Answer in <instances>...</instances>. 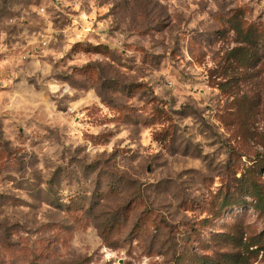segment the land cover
<instances>
[{
	"label": "rangeland",
	"instance_id": "rangeland-1",
	"mask_svg": "<svg viewBox=\"0 0 264 264\" xmlns=\"http://www.w3.org/2000/svg\"><path fill=\"white\" fill-rule=\"evenodd\" d=\"M252 180L264 0H0V264H264Z\"/></svg>",
	"mask_w": 264,
	"mask_h": 264
},
{
	"label": "trees",
	"instance_id": "trees-1",
	"mask_svg": "<svg viewBox=\"0 0 264 264\" xmlns=\"http://www.w3.org/2000/svg\"><path fill=\"white\" fill-rule=\"evenodd\" d=\"M245 38H248L247 35L245 36ZM257 50L258 49L255 50L252 45H248L244 43L241 46L235 47L232 54H233V57L240 63V65L248 66L251 64L252 60L258 56ZM246 186H247L246 187L247 190L244 192L245 195L249 196L251 200L254 201V207L256 209L264 213V189L263 187L259 184V182L254 181V180L247 182ZM229 197H230L229 195L225 194L223 198V202L221 204L222 208H227L235 203V201L233 203ZM240 201L241 200H237L236 203H239ZM239 259L236 260V264H247V262L243 258H241L240 261ZM210 263L211 262H209L208 264ZM227 264H232V263L228 261Z\"/></svg>",
	"mask_w": 264,
	"mask_h": 264
}]
</instances>
